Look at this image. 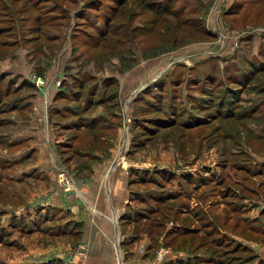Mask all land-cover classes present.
<instances>
[{
  "label": "rangeland",
  "instance_id": "rangeland-1",
  "mask_svg": "<svg viewBox=\"0 0 264 264\" xmlns=\"http://www.w3.org/2000/svg\"><path fill=\"white\" fill-rule=\"evenodd\" d=\"M256 43L264 49V0H0V131L8 132L12 121L23 125L17 116L33 111L34 126L40 132L34 139L48 129L53 139L73 144L68 150H61L67 145L55 144L54 151L74 179L68 185L57 182L61 193L75 192L83 186L81 178L89 174V168L77 166L83 159L76 150L81 146L101 149L115 137L105 125L95 132L75 128L81 127L76 118L78 97L82 90H90L92 74L97 82L96 98H104L103 86L111 96L89 110L103 114L106 119L102 121L119 125L111 145L114 149L106 152L110 166L124 158L125 166L135 163L138 172L128 173L133 191L153 194L158 211L131 231L146 239L136 241L129 264H177L176 252L187 257L191 253L213 255L221 264L247 263L248 251L234 249L235 243L216 246V241L226 238L191 214L185 205L189 206L190 196L168 195L189 188L197 203L214 205L215 183L195 187L188 178L220 174L218 178H225V186L234 196L242 183L232 179L233 174L264 199L263 176L253 178L232 165L264 151V119L234 116L240 105V86L229 78L220 87L216 79L209 82L205 76L217 72L214 68L220 62L235 64L238 55L247 60ZM261 62L254 57L255 65ZM228 71L226 76L233 74ZM242 78L246 81L245 74ZM263 81L264 71L256 72L247 89L254 91ZM22 84L32 89L25 91ZM31 90L33 104L19 108L18 94ZM225 111L227 114L222 113ZM69 118L77 122L66 124ZM0 142H7L3 134ZM21 148L0 146V152ZM255 170H264L263 165ZM6 172L0 168V182L10 189L14 182H3ZM19 186L25 188V183L21 181ZM229 198L222 201L227 205L222 216L216 214L220 222L227 220V231L245 239L263 238L264 242V233L253 237L238 214L229 215L233 209ZM133 205L143 208L137 201Z\"/></svg>",
  "mask_w": 264,
  "mask_h": 264
},
{
  "label": "crops",
  "instance_id": "crops-1",
  "mask_svg": "<svg viewBox=\"0 0 264 264\" xmlns=\"http://www.w3.org/2000/svg\"><path fill=\"white\" fill-rule=\"evenodd\" d=\"M252 48L249 49L250 57L247 59L249 62L243 58L244 56L238 55L235 58V64H231L227 60L224 64L220 62L219 68H214L217 72L215 71L213 74L207 72L206 75L213 80L223 79L220 81L225 82V85L228 82L226 81L227 77H231L230 82L240 86L241 91L231 86L238 91L240 96V105L233 112L234 116L264 119V81L254 91L247 89L250 88L254 74L264 71V49L260 50L261 47L257 43L253 44ZM245 56L247 57V55ZM254 57L262 59L260 66L253 63ZM232 59L233 57H230V60ZM208 65L209 63H206L205 67ZM228 70L233 74L226 76ZM244 74L246 81H241ZM88 83L90 90L87 93L82 90L78 97L76 118L80 119L79 124L81 125L79 126L81 127H75L76 130L79 131L87 127L90 132H95L94 129L105 125L115 132V137H111L110 141H105L101 149L81 146L76 150L83 159L81 160L83 163H77V166L89 168L86 170L89 174L81 178L84 179L83 186L79 189L76 188L75 192L70 191L67 194L64 192L63 195L55 178L58 166L62 165L69 172L65 162L61 160L58 153L55 156L54 151H57L55 144L61 147L65 142H61L59 138L53 139L48 129L45 132L41 130L42 137L34 139V135L36 136L40 132L34 126L36 115L33 111L29 110L26 111V114L17 116L16 119L24 122L23 125H17L18 121L16 124L12 121L7 128L8 132L3 128L0 131V134H3L7 140L6 143L0 142V146L4 149L22 146L21 149L6 152V154H3L5 151L0 152V168L7 170V179L4 177L3 182L9 180V183L14 182L10 189L4 188V184L0 182V264H67L65 252L71 247L73 248L80 240L86 242V254L81 264H129L130 256L134 254L136 241L146 239L145 236H139L131 231L135 225L140 223L139 221H146L149 216L158 213L152 202L155 197L153 194L147 195L145 192L141 193L142 191L138 193L133 191V183H131L133 178L128 173L138 172L139 167L135 163L129 164L128 162L125 166L124 158L114 166H110L112 161H108L106 152L110 151L111 145L115 144L116 135L119 134V125L117 121H102L106 119L103 114L89 110L90 106L97 103L98 94L97 82L92 74H90ZM92 85L93 90L91 89ZM218 85L221 87L220 82ZM24 87H26L25 91L32 89L28 86ZM101 93L106 95L107 89L105 90L103 87ZM32 94V90L29 94L26 93L22 96L18 94L16 98L20 101L18 107L28 108L29 105H32L34 99ZM69 119L66 124H69L70 121L77 122L74 118ZM52 133L55 134L54 128ZM64 145L67 147H62L61 150L73 147L71 143ZM88 158H92L91 162L87 160ZM232 165L235 169L243 168L247 174L253 175L251 176L253 178L262 175L264 180V170H255L257 165H263L264 168V151L257 152L253 158L236 160L232 162ZM213 171L220 172L222 170L213 168ZM219 175L215 177L212 174L210 177L203 173L201 178H188L191 180L190 182H194L195 187L199 185L207 187L210 185L209 183H215L218 190L214 195L216 202H212L216 203L214 205L209 202L202 204L198 201L197 203L189 188L186 192L172 190L168 196L175 197L178 194L190 196L189 206L187 202L185 205L192 215L203 220L201 223L204 226L214 228L248 246L252 253L247 258L250 261L242 264H264V242H261L263 238L261 241L245 239L228 232V229L225 228L227 220L224 218L220 222L216 215L222 216L224 208L227 206L222 201L227 196L230 197L228 202L233 209H229L231 211L229 215L234 217L235 214H238L240 222H243L253 233V237L257 238L259 234L264 233V199L254 193L256 189L253 186L247 188L243 178L233 174L230 175L232 179L242 184L239 185L241 190H235L236 195L232 196L225 186V178H218ZM29 179L33 181V183L30 182L31 185L28 184ZM21 181L25 183V188L19 186ZM198 182L200 183L197 184ZM180 184L181 182L177 181V185ZM10 185L8 186L10 187ZM171 187L173 188V185ZM244 191L250 193L245 194ZM10 200L12 202H9ZM136 201L143 205L142 209L133 205ZM145 209L148 212H145ZM183 228L186 230V227ZM190 229L187 228V230ZM136 231L139 233V230ZM176 253L177 264H182L183 259L185 264H221L219 261L208 258V255L192 253L200 256L201 261L198 262L194 260V256L192 258V255L187 257V254ZM147 257L144 256V258ZM143 261L147 263L149 260L143 259Z\"/></svg>",
  "mask_w": 264,
  "mask_h": 264
},
{
  "label": "trees",
  "instance_id": "trees-1",
  "mask_svg": "<svg viewBox=\"0 0 264 264\" xmlns=\"http://www.w3.org/2000/svg\"><path fill=\"white\" fill-rule=\"evenodd\" d=\"M206 76V78H207V80L209 81V82H213L214 80L210 77H208L207 75H205ZM229 78H231V77H227V79H229ZM212 79V80H211ZM225 80H226V77L224 78ZM76 80H78V79H74V81L73 82H75ZM220 80H223V79H220ZM219 80V78H217L216 79V81H217V84L220 82L221 83V85L223 84V81H220ZM80 80H78V82H79ZM23 85V84H22ZM32 85L34 86L35 85V83L34 82H32ZM66 84H63V86H65ZM23 86H28V87H32L31 85H28V84H24ZM104 88H105V90L107 89V93H106V95L103 93L102 95L104 96V98H96V101L97 102H101V101H106V100H108V98L111 96V94H108V87L107 86H103ZM66 108H69L67 105L65 106ZM223 114H227V111H225V112H222ZM222 114V115H223ZM227 190L229 191V188H227ZM208 230V229H207ZM209 230H214V231H216L218 234H220V235H222L224 238H226V239H220V240H218V242L216 241L215 243L217 244L216 246H219V247H221L223 244H227V243H229V242H233V243H235L234 244V249H237V250H240L241 251V249L242 250H247L248 251V254H247V256H246V258L245 259H247L248 257H250L251 256V250H250V248L248 247V246H246L244 243H241L240 241H238V240H236V239H233V238H231V237H229L227 234H224V233H221V232H219V231H217V230H215L214 228H209ZM213 231V232H214ZM227 239H230V240H227ZM215 240V238L212 240V241H214ZM191 255H192V258H193V256H194V260L195 261H199L200 260V256H197V255H195V254H192L191 253ZM214 256L212 255V256H208V258H210V259H213L214 261H216L217 259H215V258H213ZM239 259V258H238ZM237 262H236V264H242V263H240L238 260H236Z\"/></svg>",
  "mask_w": 264,
  "mask_h": 264
},
{
  "label": "built area",
  "instance_id": "built-area-1",
  "mask_svg": "<svg viewBox=\"0 0 264 264\" xmlns=\"http://www.w3.org/2000/svg\"><path fill=\"white\" fill-rule=\"evenodd\" d=\"M56 181L60 184L68 185L70 181L73 183L72 177L67 175V171L62 166H58L55 173ZM86 254V242L80 240L71 249L65 252V260L67 264H81Z\"/></svg>",
  "mask_w": 264,
  "mask_h": 264
},
{
  "label": "water",
  "instance_id": "water-1",
  "mask_svg": "<svg viewBox=\"0 0 264 264\" xmlns=\"http://www.w3.org/2000/svg\"><path fill=\"white\" fill-rule=\"evenodd\" d=\"M137 89H138V88H135V89L133 90V92L137 91ZM122 104H123V106H125V105H124V102H123ZM124 146H125V145H123V148H124ZM122 150H123V149H122Z\"/></svg>",
  "mask_w": 264,
  "mask_h": 264
}]
</instances>
